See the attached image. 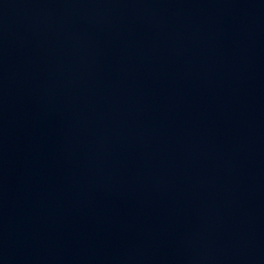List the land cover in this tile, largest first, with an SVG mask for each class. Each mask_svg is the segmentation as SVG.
<instances>
[{
    "label": "water",
    "instance_id": "1",
    "mask_svg": "<svg viewBox=\"0 0 264 264\" xmlns=\"http://www.w3.org/2000/svg\"><path fill=\"white\" fill-rule=\"evenodd\" d=\"M0 264H264V0H0Z\"/></svg>",
    "mask_w": 264,
    "mask_h": 264
}]
</instances>
